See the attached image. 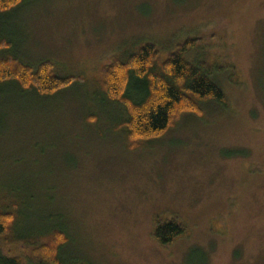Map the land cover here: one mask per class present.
<instances>
[{"label": "rangeland", "instance_id": "obj_1", "mask_svg": "<svg viewBox=\"0 0 264 264\" xmlns=\"http://www.w3.org/2000/svg\"><path fill=\"white\" fill-rule=\"evenodd\" d=\"M0 33L11 43L0 58L74 78L44 97L0 85L11 237L64 227L63 255L88 264H185L193 249L209 264H264V0H28L0 16ZM191 37L225 74L228 104L131 148L122 110L103 102V68L144 41ZM156 217L186 235L160 246Z\"/></svg>", "mask_w": 264, "mask_h": 264}, {"label": "trees", "instance_id": "obj_2", "mask_svg": "<svg viewBox=\"0 0 264 264\" xmlns=\"http://www.w3.org/2000/svg\"><path fill=\"white\" fill-rule=\"evenodd\" d=\"M27 1L0 0V16ZM4 38L0 33V52L11 47ZM200 39L191 37L164 46L144 41L133 52L123 54L124 57H113L103 68L100 82L103 102L122 110L124 120L117 130H121L131 148L162 137L184 115L200 117L202 104L210 101L228 104L216 79L225 74L211 61L207 51L198 52ZM11 82L22 92L44 97L68 88L74 78L57 75L50 61L33 66L14 57L0 58V85ZM14 220L11 212L0 209V264H88L63 255L69 245L64 227L50 225L39 233L30 231L11 237ZM185 235V226L177 218L169 221L155 218L152 236L160 246H171ZM197 262L209 264L205 253L190 250L185 264Z\"/></svg>", "mask_w": 264, "mask_h": 264}]
</instances>
